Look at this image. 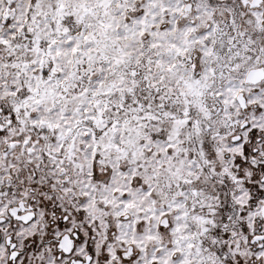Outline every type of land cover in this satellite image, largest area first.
<instances>
[{
  "label": "snow or ice",
  "instance_id": "6c2138e0",
  "mask_svg": "<svg viewBox=\"0 0 264 264\" xmlns=\"http://www.w3.org/2000/svg\"><path fill=\"white\" fill-rule=\"evenodd\" d=\"M0 264H264V0H0Z\"/></svg>",
  "mask_w": 264,
  "mask_h": 264
}]
</instances>
